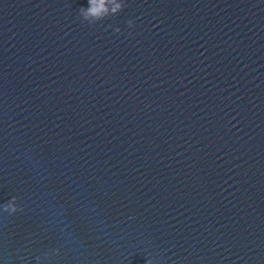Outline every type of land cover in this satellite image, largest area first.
Wrapping results in <instances>:
<instances>
[{
    "label": "water",
    "instance_id": "95a60500",
    "mask_svg": "<svg viewBox=\"0 0 264 264\" xmlns=\"http://www.w3.org/2000/svg\"><path fill=\"white\" fill-rule=\"evenodd\" d=\"M127 5L0 0V264H264V0Z\"/></svg>",
    "mask_w": 264,
    "mask_h": 264
},
{
    "label": "clouds",
    "instance_id": "9594fccd",
    "mask_svg": "<svg viewBox=\"0 0 264 264\" xmlns=\"http://www.w3.org/2000/svg\"><path fill=\"white\" fill-rule=\"evenodd\" d=\"M89 7H81L79 10V17L82 18V22L87 23L90 27H95L97 24L110 19L111 17L121 14L124 9L128 6L127 0H88ZM127 27L134 30L137 24L134 20L129 19L126 21ZM109 27H112L111 25ZM116 35H123L122 29L120 27H114L113 29ZM129 37L133 36V32L129 31L127 34ZM0 210L6 213L8 216H15L18 213L24 211L23 207L20 206L18 198L13 196L7 203L0 206ZM60 255V250L55 249L52 253H47L43 257L44 260L50 262L54 257ZM37 262L41 261V257H37ZM147 264H156V262L149 258L147 259Z\"/></svg>",
    "mask_w": 264,
    "mask_h": 264
}]
</instances>
